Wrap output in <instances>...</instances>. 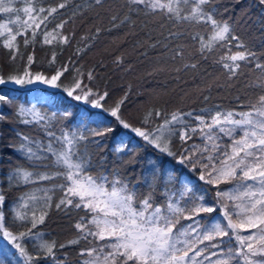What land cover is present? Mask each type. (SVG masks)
Returning <instances> with one entry per match:
<instances>
[{"label":"snow or ice","instance_id":"snow-or-ice-1","mask_svg":"<svg viewBox=\"0 0 264 264\" xmlns=\"http://www.w3.org/2000/svg\"><path fill=\"white\" fill-rule=\"evenodd\" d=\"M68 2L63 0L58 8L64 9ZM104 2L94 0L98 6ZM217 2L124 0L126 11L119 24L132 25L135 23L132 15L143 12L145 16L158 18L160 28L205 25L207 35L199 31L191 34L174 31L169 27L167 34L161 33L163 39L151 47L162 44L172 53V60L179 58L182 62L187 45L181 40L185 37L195 42L193 47L203 60L214 51L226 49L215 60L225 74L224 84L218 86L234 84L242 75L241 62L247 65L256 60L254 68L259 70V76L248 87H257L261 92L255 101L249 102L247 110H223L217 105L200 109L194 115L192 111L166 114L152 108L135 124L121 112L126 95L113 106H106L109 93L91 86L95 80L93 71L85 73L73 65L70 72L69 65L64 64L51 74L33 72L31 66L35 60L29 55L22 72L8 75L0 72V86H3L0 87V123L9 118L4 111L7 106L13 109L17 124L42 129L47 138L45 142L12 129L15 142H9L7 147L18 153L28 166L16 165L5 177L7 187L54 181L49 186L33 187L8 204L7 211L12 214L8 223L7 193L0 187V264H40L42 258L48 264H65L56 255V242L46 239L43 232H33L45 223L53 207L65 213L70 208L83 209L87 214L74 225L77 237L60 244L61 249L81 239L105 241L82 249L80 255L86 257L82 264H264V62L256 59V52L236 33L231 16L216 18L228 12V8L217 9ZM234 3L240 4L241 0ZM13 4L14 0H0V13H17L14 18L0 22V45L9 50L11 61L18 58L17 37L31 30L34 42L42 24L43 44L69 43V36L61 31L67 21L56 24L52 30L47 28L57 7L45 8L26 2L18 9ZM256 4L264 8V0H256ZM76 10H80L79 5ZM240 12L243 16L247 14L244 8ZM111 19L116 21L118 17L113 15ZM29 42L25 35L24 44ZM188 55L190 58L182 63V68L174 69L177 73L189 69L199 71L196 56ZM55 62L54 53L49 65ZM66 73L71 76L69 83H65ZM9 84L18 88L9 89ZM34 84L46 85L64 95L57 99V92L33 90L31 102L18 103L19 89ZM69 98L77 102L71 105L75 111L66 107L62 112L49 114L42 110ZM203 99L209 100L210 95H204ZM193 136L201 143L184 147ZM137 138L143 143H138ZM224 138L229 141L227 144L222 143ZM174 139L181 142L179 151L173 144ZM107 140L114 141L112 152L120 166L135 165L136 156L144 146L151 147L161 158H171L174 164L170 162L161 171L162 161L150 159V178L145 179L148 191L141 193L119 168L110 172L99 170L104 168L107 157L93 162L89 145H96L97 151H102ZM174 165L188 169L196 180L186 176L178 178ZM93 168L97 169L95 174ZM196 181L210 187L199 188ZM158 183L164 185L160 189L164 200L159 204L155 199ZM222 184L231 187L221 188ZM57 190L61 195L53 204ZM213 213L216 215L212 216ZM181 220L190 223L181 224ZM11 224L25 230L14 232L10 230ZM26 239L35 245L34 251H29L24 243Z\"/></svg>","mask_w":264,"mask_h":264},{"label":"trees","instance_id":"trees-1","mask_svg":"<svg viewBox=\"0 0 264 264\" xmlns=\"http://www.w3.org/2000/svg\"><path fill=\"white\" fill-rule=\"evenodd\" d=\"M26 2H30L33 6H43L45 8L57 7L63 0H14L13 7L22 8ZM80 6V10H76V6ZM89 5H92L89 7ZM215 7L217 9L228 8V12L217 16V19H224L229 16L235 21L236 33L242 38L247 47L255 51L256 59L264 62V8H260L256 4V0H241L240 4H235L234 0H218ZM241 8L247 10L246 16L240 12ZM124 0H105L103 6L94 4V0H69L64 9L57 10L53 17L47 22L48 30H52L56 24L67 21L61 30L64 35L69 36V43L63 44L53 42L52 44H43L41 32L44 30L42 24L37 30L35 41H31V30L25 35L30 42L25 45V35L17 37V43L20 45L19 54L16 61L10 60V52L0 45V72L4 75L10 73L22 72L27 63L29 55L34 56L35 62L31 66L33 72H43L51 74L56 67L64 64L69 65L70 72L73 65L80 68L83 72L93 71L95 80L91 82V86L99 91H107L109 96L105 101L107 107L113 106L117 101L125 95L127 99L122 106L121 112L124 118L132 123L138 124L144 114L152 108H159L164 113L170 114L175 111L189 112L195 114L203 108H212L220 106L223 110H247L250 101H255L261 92L257 87H248L256 81L259 76V70L254 68L256 60L252 64L244 65L242 63V75L231 86H218L225 82V74L221 66L215 63V60L226 51L219 49L209 54L207 60L199 58L193 44L195 43L190 37H185L181 43L187 45L185 49L186 62L191 55L196 56L199 61V71L182 70L177 73L174 69L182 68V61L177 58L175 61L171 59L172 53L165 50L163 45L153 48L151 45L157 40H162L161 33L167 34L169 27L174 31H182L186 33H195L197 31L207 35V28L203 24L199 25H166L160 28V20L145 16L143 12L139 15H132L134 24H119V19L125 13ZM75 12V14H74ZM17 13H0V22H4L9 18H14ZM23 18V13H19ZM116 15L118 19L113 21L111 17ZM237 17H241L237 19ZM231 22V21H230ZM119 25V26H117ZM15 27L14 25H11ZM99 29V32H97ZM2 39V38H0ZM235 42H233L232 51L235 52ZM78 49L80 50L78 52ZM55 53L56 62L49 65L52 55ZM22 55V59L20 56ZM68 80L71 76L66 73ZM63 79V78H62ZM87 82V80H86ZM211 85L209 93L208 86ZM12 89V88H11ZM33 90H42L46 92H57V99L64 94L59 90L48 89L45 87L32 88L29 91H19L18 103L31 102L33 100ZM204 95H210L209 100H204ZM238 98V99H237ZM77 102L64 99L58 105L45 107L42 110L62 112L64 108L75 111L71 105ZM30 106V104L28 105ZM84 107V105H79ZM4 111L8 113V120L0 123V187H4L7 193L6 202V223L11 213L7 211L8 204H12L24 192L29 191L37 186H49L53 182H42L41 185H29L21 187H7V174L16 166L28 165L20 157L18 153L13 152L7 145L9 142H15V134L12 129L22 132L24 135L42 140L46 142V137L42 129L32 125H20L16 123L13 109L5 106ZM163 117H161L162 119ZM189 119L190 118H186ZM159 122V121H157ZM195 123V121H191ZM66 123V122H65ZM239 135V133H237ZM113 140H107L102 151H97L96 145H89V151L94 154V163L98 162L101 157H107L104 168L101 171H111L113 168H119L122 175L126 176L131 184L135 185L141 193L148 191L145 183L146 178H150V159H155L160 163L161 171L171 162L169 157H160L151 147L144 146L140 148L139 154L136 156L135 165L120 166L112 152ZM138 143H143L139 141ZM229 141L224 138L222 143L227 144ZM200 144L201 141L193 136L187 144ZM175 148L179 151L181 142L173 141ZM176 175L186 176L189 179L196 180V177L186 168L174 165ZM97 171L92 169L93 174ZM197 187L209 188L203 182L196 181ZM163 183L157 184L155 193L156 202L162 203L164 196L160 189ZM177 186H179L177 184ZM221 188H230L231 185H221ZM213 192L215 189L212 190ZM61 193L57 190L53 196V204L60 197ZM211 196V193L209 194ZM83 209H68L67 213L58 211L55 207L49 210V214L43 225H38L33 232H43L45 238L49 241H55L57 244L56 255L64 260L65 264H82L86 257L80 255L82 249L92 248L97 245L104 244L105 241H95L92 238L88 240L81 239L79 243L69 245L63 249L60 244H67L69 240L75 239L78 235L74 225L82 216H86ZM213 213L212 216H215ZM205 223L208 218L205 217ZM190 221L181 220V224H188ZM180 225H177L179 228ZM10 230L16 232L20 230L18 225L11 224ZM227 240V238H225ZM29 251L35 250V245L31 240L24 241ZM107 251V249H106ZM40 264H48L47 261L41 259Z\"/></svg>","mask_w":264,"mask_h":264},{"label":"rangeland","instance_id":"rangeland-1","mask_svg":"<svg viewBox=\"0 0 264 264\" xmlns=\"http://www.w3.org/2000/svg\"><path fill=\"white\" fill-rule=\"evenodd\" d=\"M0 87H3V86H0ZM36 87H40V88L45 87V88H48L46 85L34 84V85L29 86L28 88L19 89V91H21V90L22 91H29L32 88H36ZM7 88H9V89H11V88H18V86H14V85L9 84V85H7ZM48 89L52 90L51 88H48Z\"/></svg>","mask_w":264,"mask_h":264}]
</instances>
